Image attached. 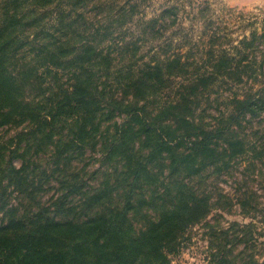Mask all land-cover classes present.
I'll return each mask as SVG.
<instances>
[{
    "label": "trees",
    "instance_id": "obj_1",
    "mask_svg": "<svg viewBox=\"0 0 264 264\" xmlns=\"http://www.w3.org/2000/svg\"><path fill=\"white\" fill-rule=\"evenodd\" d=\"M145 2L0 0V264H173L217 191L229 199L213 178L245 157V172L264 163L263 122L254 136L246 130L264 93L207 118L216 74L242 83L254 66L222 49L213 71L189 70L164 39L179 5L135 21ZM154 40L147 61L141 51ZM238 236L246 250L252 237Z\"/></svg>",
    "mask_w": 264,
    "mask_h": 264
},
{
    "label": "rangeland",
    "instance_id": "obj_2",
    "mask_svg": "<svg viewBox=\"0 0 264 264\" xmlns=\"http://www.w3.org/2000/svg\"><path fill=\"white\" fill-rule=\"evenodd\" d=\"M171 4L179 5L180 12L164 39H173L170 53L180 52L183 60L193 63L189 70L213 71V65L223 56L222 49L235 59L234 64L242 61V66H254L256 69L255 74L246 70L242 83L237 75L216 74L219 79L211 92L213 105L208 108V121L215 124L216 117L227 112L228 100L242 98L248 92L264 93V37H257L253 41L255 34L264 36V0H146L134 20L156 17ZM135 21L128 24L131 26L130 36L140 33ZM212 38H218L213 60L209 53L211 42L214 43ZM159 42L154 40L143 45L141 52L145 60H151L153 53L160 49ZM261 65L262 68H259ZM261 122L264 129V111L253 125H247L246 130L251 132V136L261 128ZM238 162L232 173L213 178L211 184L222 190L229 199L219 201L220 191H217L215 199L218 203L204 222L186 232L179 251L171 255L173 264H223L217 263L221 256L231 260L236 256L245 258L253 255L259 261L264 260V163L256 159L258 168L252 174L251 170L245 172L249 158ZM240 198L247 203L246 207L240 204ZM227 230L228 235L213 236L215 231L220 233ZM237 236L244 240L252 237L246 250L244 245L236 242Z\"/></svg>",
    "mask_w": 264,
    "mask_h": 264
}]
</instances>
